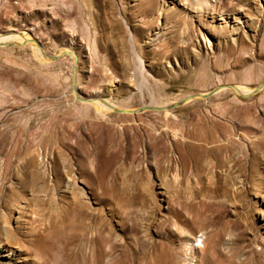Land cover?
<instances>
[{
    "label": "rangeland",
    "instance_id": "1",
    "mask_svg": "<svg viewBox=\"0 0 264 264\" xmlns=\"http://www.w3.org/2000/svg\"><path fill=\"white\" fill-rule=\"evenodd\" d=\"M9 30L122 107L264 76V0H0ZM7 40L0 264H264V85L100 111L72 55Z\"/></svg>",
    "mask_w": 264,
    "mask_h": 264
},
{
    "label": "water",
    "instance_id": "2",
    "mask_svg": "<svg viewBox=\"0 0 264 264\" xmlns=\"http://www.w3.org/2000/svg\"><path fill=\"white\" fill-rule=\"evenodd\" d=\"M18 32V31H16ZM3 33H12V31H5ZM33 37V36H32ZM32 41H34L36 43V45L42 50V52L46 55V57L49 60H55L58 59L60 57V55L62 54H70L72 55L73 59H74V64H73V70H72V89L75 93V96L78 100L80 101H84V102H92L95 99L100 100L101 102L109 105L111 107V110L117 113H136V112H141L143 110H165V109H173L175 107H178L186 102H188L189 100H193V99H206L209 96L213 95L214 93L218 92L219 90L226 88V89H237L236 84L235 83H226L224 85L222 84H218L215 87H213L210 90L204 91V92H199V93H195V94H190V95H186L180 99H178L177 101L167 104L165 106H156V105H151V104H141L133 109H126V108H121V107H116L114 105H111L106 99L102 98V97H83L81 95H79L78 91H77V87H76V62H77V56L76 54L70 50V49H65L64 51H62L60 54L59 53H55L53 55H50L48 53H46L41 45L40 42H38L34 37L32 38ZM25 42H16V41H10V40H5V41H0V46H13V45H22ZM264 85V76L262 77L260 83L255 86L252 91L248 92V93H241L238 92V95L241 97H246L248 95H251L253 93H256L259 91L260 88H262V86Z\"/></svg>",
    "mask_w": 264,
    "mask_h": 264
},
{
    "label": "bare ground",
    "instance_id": "3",
    "mask_svg": "<svg viewBox=\"0 0 264 264\" xmlns=\"http://www.w3.org/2000/svg\"><path fill=\"white\" fill-rule=\"evenodd\" d=\"M11 38H13V39H20L21 41H28V42H30V43H32L34 46H36V48H37V51L39 52V53H41V54H44L43 52H42V50L36 45V43L34 42V41H32V35L29 33L28 34V32H26V33H24V32H22V31H18V32H15V31H12V33H0V39H11ZM44 49V48H43ZM66 49V48H65ZM65 49H63V50H60V51H58L57 53H61L62 51H64ZM45 51V50H44ZM46 52V51H45ZM47 53V52H46ZM44 56L46 57V55L44 54ZM46 59H48L47 57H46ZM138 59V58H137ZM224 84H226V83H224ZM224 84H222V85H224ZM236 87H237V89H230V90H232L235 94H237L238 95V92H241V93H248V92H250V91H252V89L253 88H247V87H244V86H241V85H238V84H236ZM223 89H226V88H223ZM97 98V97H96ZM108 101V100H107ZM92 102H94L95 103V105H96V107L98 108V110H100V111H109V110H111V107L109 106V105H107V104H105V103H103V102H101L100 100H98V99H95L94 101H92ZM92 102H90V103H92ZM111 105H114V106H116V107H121V108H126V109H133V108H128V107H122V106H120V105H118V104H115V103H113V102H110V101H108ZM149 104H151V105H156V106H160V105H157L156 103H153V102H151V103H149ZM167 105V104H166ZM161 106H165V105H161Z\"/></svg>",
    "mask_w": 264,
    "mask_h": 264
}]
</instances>
